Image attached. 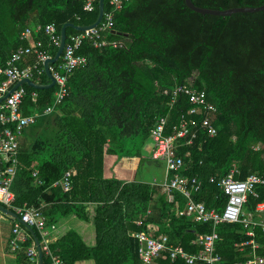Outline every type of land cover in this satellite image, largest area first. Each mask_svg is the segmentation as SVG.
<instances>
[{
	"label": "trees",
	"instance_id": "16d2710c",
	"mask_svg": "<svg viewBox=\"0 0 264 264\" xmlns=\"http://www.w3.org/2000/svg\"><path fill=\"white\" fill-rule=\"evenodd\" d=\"M85 1L0 0V67L15 49L28 44L22 37L27 27L32 31L31 40H41L46 53L53 56L57 45L49 42L44 26L53 22L59 34L65 22H94L98 0L91 11L83 8ZM192 2L220 10L264 4V0ZM104 10L112 12L106 38L121 44L95 47L85 39L76 52L85 55L86 62L68 78V93L61 103L43 113L55 86L24 84L22 112L41 114L21 133L20 164L11 186L13 204L41 206L48 229L54 224L49 247L65 264L86 260L91 264H141L134 233L146 231L147 222L157 224V231L167 234L173 245L195 253L201 248L195 238L210 232L212 222L178 214L186 200L178 191L172 200L161 192L155 208L152 206L160 188L140 179L139 166L146 159L140 147L150 138L158 115H168V134L177 128L183 114L195 135L190 142L191 133L179 139L177 152L183 157L182 174L201 180L199 191L193 194L195 200L222 208L226 196L217 180L233 166L237 179L250 173L264 178V9L222 16L194 11L184 0H128L119 8L104 0ZM79 32L67 27L66 37ZM34 61L32 51L19 65L31 66ZM3 79L0 74V82ZM38 81L49 82L45 70ZM175 84L205 91L207 101L215 106L211 116L214 135L201 125L207 113L202 106L188 113L192 105L185 94L171 101L170 89ZM32 91H36L33 99ZM136 136L139 144L131 150L125 139ZM67 170H72V185L63 191L53 182ZM36 178L42 183L35 184ZM256 192L257 196H248L244 209L253 211L264 200V184ZM67 214L92 225V244L72 227L60 235L55 232L56 221ZM138 219L142 225L136 224ZM251 228L257 243L254 249L240 245L249 239L241 222L215 226L219 236L215 246L223 264L241 263L253 255L264 258V228ZM32 231L20 243L19 260L26 263L25 250L34 242V235L41 240L39 231L34 227ZM41 264H49L44 252ZM152 264L186 263L158 256Z\"/></svg>",
	"mask_w": 264,
	"mask_h": 264
},
{
	"label": "built area",
	"instance_id": "2783aa9c",
	"mask_svg": "<svg viewBox=\"0 0 264 264\" xmlns=\"http://www.w3.org/2000/svg\"><path fill=\"white\" fill-rule=\"evenodd\" d=\"M94 1L86 0L83 8L91 11L94 8ZM127 1L109 0V4L113 8H119L122 3ZM111 26L112 12L104 10L102 18L95 26L81 30L79 33L71 34L68 38L66 37L58 62L49 66L54 78L53 86H55V89L52 101L45 107L43 113L51 112L62 102L68 93V78L75 68L86 62L85 55L76 52L85 39H89L95 47H103L106 44L113 46L121 44L106 38L105 33ZM38 29L39 26L36 30ZM43 30L48 35L49 42L53 45H58L59 34H57L55 24L53 22L48 23ZM31 35V29L29 27L25 28L22 37L26 40L28 39V44L15 49L6 59L4 65L0 67V74L4 76V79L0 82V97L8 92L18 80L28 78L39 82L38 78L43 74L44 67L42 64L50 55L46 53L41 40L32 41ZM32 51L35 53L34 63L31 66H20L19 62L23 56L30 54ZM24 84L26 83L16 86L5 98L0 100V203L7 207H12V210L19 217L12 227V246L18 247V243L26 239L24 232H22V226L34 227L40 232L39 247L41 252L49 256V264H65L64 260L54 254L49 247L47 235L49 229L54 228V224L51 223L48 229L46 217L42 212L41 206H28L25 203L21 206L13 205L14 194L10 189V185L19 168V136L23 128L33 123L37 116L41 114L36 111L29 114L22 112V101L26 95ZM170 93L171 101H174L179 94H185L188 97V101L192 105L188 113H194L197 106H202L207 113L201 119V125L210 136L216 133V128L211 122L215 106L207 101L206 93L203 89H196L188 84H175L170 89ZM35 97L36 91H32L31 98ZM167 121V114L158 115L149 132V137L153 141L150 157L162 160L165 163V178L167 179L161 183V187L169 199L173 198L174 190L180 191L186 197L183 211L186 214H193L196 221H211L213 229L208 233L197 236L196 241L201 248L195 253H189L179 246L170 244L165 234L154 236L148 231L135 232L134 236L138 243L137 254L140 260L144 264H150L154 258L167 255L171 260L181 259L186 264H223L215 246V241L219 237L215 226L221 222H241L245 228L246 235L249 236V239L241 244L255 248L257 244L253 241L252 236L254 233L251 229V224L254 223L243 216V206L249 195L257 196L256 187L264 184V178L257 173H250L243 179H237L234 177L237 168H231L229 173L219 181L221 189L226 196V202L222 210L217 211L214 208H207L203 201H196L192 198V192L200 188L201 182L199 178L196 176H185L181 172L183 157L177 152L178 140L185 138L191 133L189 123H187L182 114L177 128L166 134ZM194 135L195 133L192 132L187 142H190ZM71 173L72 170L65 171L59 180L53 182V186H59L63 191H68L72 185L70 180ZM32 175L35 176L36 171H32ZM37 182L39 184L42 183L40 179ZM255 210L260 216L258 224L264 226V200L256 203ZM136 223L142 224V220L139 219ZM25 254L30 261L37 262V248L34 242L26 248ZM263 261V257L253 255L247 258L244 264H259Z\"/></svg>",
	"mask_w": 264,
	"mask_h": 264
},
{
	"label": "crops",
	"instance_id": "0c3cea01",
	"mask_svg": "<svg viewBox=\"0 0 264 264\" xmlns=\"http://www.w3.org/2000/svg\"><path fill=\"white\" fill-rule=\"evenodd\" d=\"M59 43V42H58ZM58 46V45H57ZM44 67V66H43ZM41 83V82H40ZM24 142V136L23 135H21L20 134V136H19V152H20V148L22 147V143ZM151 150V149H150ZM19 155V154H18ZM142 155L145 157V158H147V157H149L150 158V153H148V154H146V155H144L143 153H142ZM152 159V158H151ZM18 160H19V158H18ZM153 160H158V159H153ZM162 161V160H161ZM164 162V161H163ZM19 164H20V162H19ZM164 167H165V163H164ZM235 166H233L232 168H234ZM17 173V172H16ZM15 176H16V174H15ZM15 176H14V178H15ZM14 178H13V180H14ZM140 179H142V178H140ZM167 178H165L164 177V179L163 180H161V181H156L154 178L153 179H151V180H149V181H147V182H149V183H151V184H153V185H156V186H158L160 189H159V192H158V194H154V197H153V200H152V206L155 208V204H156V201H157V198H158V195L161 193V192H164L163 191V188L161 187V183L164 181V180H166ZM221 179V178H220ZM220 179L219 180H217L218 182V185L220 186V184H219V181H220ZM37 180H38V178H36V179H34V183L35 184H39L38 182H37ZM41 180V179H40ZM143 180V179H142ZM200 180V179H199ZM210 181H214V178H210L209 179ZM42 181V180H41ZM144 181H146V180H144ZM200 182H201V180H200ZM12 183H13V181H12ZM12 183H11V185H10V189H11V191H12V193L14 194V192H13V190H12V188H11V186H12ZM41 184V183H40ZM200 189V188H199ZM222 190V189H221ZM176 191H178V190H174V192H176ZM199 190H197V191H195V192H192V198L194 199V197H193V194L194 193H196V192H198ZM174 192H173V196H174ZM180 194H182L180 191H178ZM165 193V192H164ZM165 195H166V193H165ZM183 195V194H182ZM15 196V195H14ZM184 196V195H183ZM166 197H167V199L168 200H172V199H169L168 198V196L166 195ZM185 197V196H184ZM185 199H186V197H185ZM195 200V199H194ZM14 201V200H13ZM196 201H202V200H196ZM261 201V200H260ZM185 202H186V200H185ZM204 202V201H203ZM205 204V203H204ZM0 205H2V206H4L5 208H8L9 210H11L12 212H14L13 210H12V207H7V206H5V205H3V204H1L0 203ZM14 205V204H13ZM23 205V204H22ZM185 205V204H184ZM206 205V204H205ZM14 206H16V205H14ZM207 207V206H206ZM207 208H214L215 210H217V211H221L222 210V208H216V207H214V206H212V207H207ZM184 206H183V208L181 209V210H178L177 211V213L178 214H181V213H184V214H186L184 211ZM180 211H182V212H180ZM150 212V209H148L147 210V213H149ZM15 213V212H14ZM16 214V213H15ZM44 214V213H43ZM188 216H190V217H192L193 219H194V216H193V214H187ZM243 216L245 217V218H247V219H250L251 220V222L252 223H254V224H251V227L252 226H260L261 228H264V226H261L260 224H258L259 223V219H260V216L258 215V212L255 210V207H254V210L253 211H250V210H246V209H244L243 208ZM139 220V219H138ZM142 220V219H141ZM195 220V219H194ZM17 221V218H15L14 216H12V215H9V214H6V213H4V212H2V211H0V264H30L31 262H34V261H30L29 260V258H28V260L29 261H27V263L25 262V261H20L19 260V257H20V243L21 242H19L18 243V247H14V246H12L11 245V239L13 238V233H12V227H13V224L15 223ZM137 221V220H136ZM196 221V220H195ZM200 222V221H199ZM239 222V221H238ZM137 224V223H136ZM137 225H142V224H137ZM145 226H146V232L148 231V232H150V233H152V234H154L156 231H157V229H158V226H157V224H154V223H152V222H147L146 224H145ZM70 227H72V228H74V229H76L79 233H80V235L82 236V238L85 240V242L86 243H88V244H92L93 242H94V231H93V227H92V225L90 224V223H88V222H83V221H81V220H78L77 218H75L72 214H67V215H65V216H63V217H61L59 220H57L56 221V228H55V232L58 234V235H60V234H63L68 228H70ZM252 229V228H251ZM253 230V229H252ZM49 231H50V229H49ZM49 231H48V235H47V237L49 236ZM144 231V230H143ZM22 232H24V235H25V237H27L28 236V234L31 232L30 231V229H28V227H25V226H22ZM245 232V231H244ZM39 234H40V232H39ZM160 234H165V233H163V232H159V231H157V234L156 235H154V236H158V235H160ZM246 234V233H245ZM166 236H167V234H165ZM167 238H168V236H167ZM197 238V237H196ZM196 238H195V242H197L196 241ZM247 240V239H246ZM245 241V240H244ZM244 241H242V242H244ZM38 242H39V240H38ZM168 242H169V240H168ZM241 242V243H242ZM34 243H35V245H36V241H35V238H34ZM170 243V242H169ZM240 243V245L241 246H243L242 244ZM170 244H172V243H170ZM257 244V243H256ZM173 245V244H172ZM174 246H176V245H174ZM257 247V246H256ZM36 248H37V246H36ZM251 249H254V248H252L251 247ZM186 251V250H185ZM187 252H189V251H187ZM189 253H191V252H189ZM26 255V254H25ZM165 256H167V255H162L161 257H165ZM249 258V257H248ZM155 259V258H154ZM153 259V260H154ZM222 259V258H221ZM139 260H140V258H139ZM245 261V260H244ZM244 261L243 262H241V263H235V264H244ZM153 262V261H152ZM152 262L150 263V264H152ZM92 263V261L91 262H88V260H86V261H83V262H79L78 264H91ZM140 263L141 264H144L141 260H140ZM35 264H38V250H37V262H35ZM195 264H198V263H195Z\"/></svg>",
	"mask_w": 264,
	"mask_h": 264
},
{
	"label": "water",
	"instance_id": "95a60500",
	"mask_svg": "<svg viewBox=\"0 0 264 264\" xmlns=\"http://www.w3.org/2000/svg\"><path fill=\"white\" fill-rule=\"evenodd\" d=\"M185 4L192 10L197 11L199 13H209V14H213V15H222V16H226V15H230L232 13L235 12H254V11H259V10H263L264 9V4L258 5V6H234V7H229L226 9H214V8H209V7H201V6H197L195 5L192 0H184ZM104 12V0H98V11H97V17L94 20V22L87 24V25H82V24H74L72 22H65L61 28H60V32H59V43L56 49V52L53 56H50L48 58H46L43 62V66H44V70L45 73L47 75V77L49 78V82L44 84V83H40V82H35L33 80H30L28 78H23L21 80H18L17 82H15L12 87L9 89L8 92H6L2 97H0V100H2L3 98H5L8 93L10 91H12L16 86L20 85L21 83H26L29 86L33 87V88H49L51 86H53L54 84V78L52 77V74L50 72L49 66L51 63H54L56 60H58V58L61 55V52L63 50V47L65 45V40H66V28L67 27H72L76 30H85L87 28H90L92 26H95L100 19L102 18ZM114 31V30H112ZM0 211L12 215L15 218L19 219V217L17 216V214H15L14 212H12L11 210H9L8 208H5L4 206L0 205ZM28 229H30L31 232L32 228L28 227ZM35 241H36V246H37V250H38V264H41V257H42V252L40 250L39 247V242L37 237L34 235Z\"/></svg>",
	"mask_w": 264,
	"mask_h": 264
},
{
	"label": "rangeland",
	"instance_id": "374dc122",
	"mask_svg": "<svg viewBox=\"0 0 264 264\" xmlns=\"http://www.w3.org/2000/svg\"><path fill=\"white\" fill-rule=\"evenodd\" d=\"M126 146L134 149L139 144V137L136 136L134 139L127 138L125 139ZM132 144V146H131ZM153 146V141L151 138H148L146 142L140 147L141 152L146 155L150 153V149ZM139 175L143 180L149 181L151 179H155L156 181H161L165 177V167L164 162L161 160H153L151 158L143 159L139 166ZM91 262V260H88Z\"/></svg>",
	"mask_w": 264,
	"mask_h": 264
}]
</instances>
